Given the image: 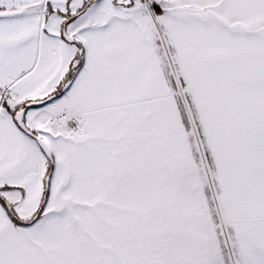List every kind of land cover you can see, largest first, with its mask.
Returning a JSON list of instances; mask_svg holds the SVG:
<instances>
[{"label": "snow or ice", "instance_id": "1", "mask_svg": "<svg viewBox=\"0 0 264 264\" xmlns=\"http://www.w3.org/2000/svg\"><path fill=\"white\" fill-rule=\"evenodd\" d=\"M0 264H264V0H0Z\"/></svg>", "mask_w": 264, "mask_h": 264}]
</instances>
